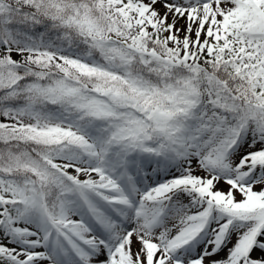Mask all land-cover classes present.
I'll use <instances>...</instances> for the list:
<instances>
[{
    "label": "snow or ice",
    "instance_id": "1",
    "mask_svg": "<svg viewBox=\"0 0 264 264\" xmlns=\"http://www.w3.org/2000/svg\"><path fill=\"white\" fill-rule=\"evenodd\" d=\"M0 264H264V0H0Z\"/></svg>",
    "mask_w": 264,
    "mask_h": 264
}]
</instances>
